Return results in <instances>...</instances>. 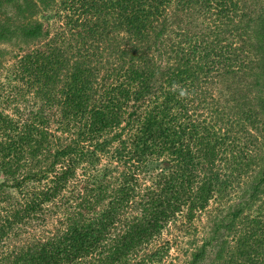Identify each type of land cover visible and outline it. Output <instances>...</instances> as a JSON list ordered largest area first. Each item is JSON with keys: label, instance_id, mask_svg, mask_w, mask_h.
<instances>
[{"label": "trees", "instance_id": "obj_1", "mask_svg": "<svg viewBox=\"0 0 264 264\" xmlns=\"http://www.w3.org/2000/svg\"><path fill=\"white\" fill-rule=\"evenodd\" d=\"M53 3L0 0V264H162L240 178L186 264H264V0Z\"/></svg>", "mask_w": 264, "mask_h": 264}, {"label": "rangeland", "instance_id": "obj_2", "mask_svg": "<svg viewBox=\"0 0 264 264\" xmlns=\"http://www.w3.org/2000/svg\"><path fill=\"white\" fill-rule=\"evenodd\" d=\"M59 0H54V8L55 10ZM45 15H48V12L43 13ZM52 14V13H51ZM64 14V12L59 13V19L54 18L49 21L48 24H55L54 30L61 31L63 22L61 21V17ZM38 21L42 22L43 19L39 18ZM54 21V22H53ZM53 31H50V35H53ZM0 48L5 51V55L2 58V68L0 69V85L6 84V75L9 74V68L13 65L14 60L12 59V56L14 54L20 55L21 53L18 51L16 47H13L12 45L4 44L1 45ZM26 50V49H24ZM4 94V93H2ZM17 100L18 97H15ZM24 98L28 101H4L0 100V109L5 108V113L12 116V113L9 111L10 108H13V106H16L18 110L24 111V108L26 106L30 107V102L32 101L27 96H24ZM2 99V98H0ZM15 99V100H16ZM15 102V103H14ZM8 106H6V105ZM6 106V107H4ZM50 129H54V125H50ZM102 163H100L101 165ZM220 168V167H219ZM244 178H240V181L236 184H233L231 189L227 190V197L223 198L220 202L216 200H210V202L207 205V208L202 211L195 213L193 215V218L186 222L185 219H183L184 212L181 214L179 213L176 217V220L174 223L169 224L164 230L162 231L161 235L154 240L155 245H161V244H167L168 245V252L167 257L164 259L162 264H186V262L189 260V254L197 247L200 246L201 242L207 238L208 232L211 229V226L214 222H216V218L218 216L226 215L227 212H229V208L234 207L236 204H238L241 200L240 196L243 193L242 192V186L241 183H243ZM263 195L261 196V200H263ZM7 205L10 203L7 201ZM255 205V204H254ZM247 213V212H245ZM214 217V218H213ZM45 221L44 223L38 224V226L28 227L26 232L21 234V238L30 237L31 235L35 236H41L39 234L47 233L51 231L56 225V216L55 215H48L44 216ZM213 218V219H212ZM208 254L207 257L211 251V248H207Z\"/></svg>", "mask_w": 264, "mask_h": 264}]
</instances>
